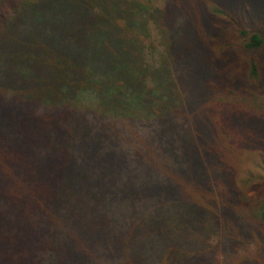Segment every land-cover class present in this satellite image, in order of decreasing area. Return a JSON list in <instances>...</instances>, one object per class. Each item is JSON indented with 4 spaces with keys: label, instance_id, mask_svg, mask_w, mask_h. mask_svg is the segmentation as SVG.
Wrapping results in <instances>:
<instances>
[{
    "label": "trees",
    "instance_id": "trees-1",
    "mask_svg": "<svg viewBox=\"0 0 264 264\" xmlns=\"http://www.w3.org/2000/svg\"><path fill=\"white\" fill-rule=\"evenodd\" d=\"M165 1L0 0V264H264V17Z\"/></svg>",
    "mask_w": 264,
    "mask_h": 264
},
{
    "label": "rangeland",
    "instance_id": "rangeland-1",
    "mask_svg": "<svg viewBox=\"0 0 264 264\" xmlns=\"http://www.w3.org/2000/svg\"><path fill=\"white\" fill-rule=\"evenodd\" d=\"M145 1L151 7L165 8V5H166L165 0H145ZM180 1L185 2L186 0H180ZM211 1H215L217 4H221V3H223L222 1H224V0H211ZM239 2L245 3L247 5L248 9L250 10L251 14H254L256 18H257V16L264 17V0H240ZM199 3L201 4V0H195V4L193 6V11L188 13V17L190 18L189 20H192L194 23L197 20L195 14H194V9H197V11L200 14V17L201 16L204 17V15H201L203 10L201 8L197 7V5ZM185 4L180 3L178 5L177 9H174L173 11L171 10V12H172L171 14H173L174 17H176V15L180 16V14L184 15V13L182 12V10H183L182 6H184ZM200 17L198 19H200ZM200 24L202 25L201 22H200ZM156 33H158V31L153 29V27L149 25V27L147 29L148 35L142 41L144 57L147 61H150V62H151V58L149 59V57L152 56L150 54L151 49H156V50L159 49V47L157 46V35H156ZM215 240H216V237L212 236L211 237V244L215 245ZM254 252H255V247L252 245H249V246L243 247V248H239L235 253V255H236L235 258L239 259V258H242L244 256H252ZM218 258H219V256H218Z\"/></svg>",
    "mask_w": 264,
    "mask_h": 264
}]
</instances>
